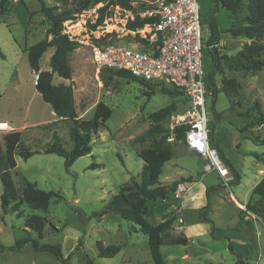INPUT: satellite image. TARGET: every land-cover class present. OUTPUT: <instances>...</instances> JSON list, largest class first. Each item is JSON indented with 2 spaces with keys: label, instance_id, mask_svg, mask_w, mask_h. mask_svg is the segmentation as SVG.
Segmentation results:
<instances>
[{
  "label": "rangeland",
  "instance_id": "rangeland-1",
  "mask_svg": "<svg viewBox=\"0 0 264 264\" xmlns=\"http://www.w3.org/2000/svg\"><path fill=\"white\" fill-rule=\"evenodd\" d=\"M66 1V6H71L73 0ZM44 2L48 6H59V10L64 8L61 0ZM104 3L99 2L76 14L75 20L63 23V31L81 45L69 55L71 77L66 79L54 74L52 82L72 87L78 118H91L99 101L112 109L106 125L91 139V152L77 158L69 169H66L63 157L44 153L43 150L53 141L54 133L60 138L62 147L70 150L71 122L61 120L41 95L35 92L37 90L27 56L18 46L31 45L45 37L49 24L40 12L39 1L7 0L6 11L0 14V118H8L10 124L17 127L11 131H0V150H11L12 142L22 141L30 150L37 151L26 160L15 156L18 164L12 172L18 192L25 178L36 182L42 190H54L62 195V198H52L47 210L33 209L23 204L21 217L14 213L3 214L0 206V247L11 246L19 239L30 238L37 240L39 245H58L62 258H56L49 251L35 250L30 241L19 250L5 249L1 252L0 264H85L86 256L93 264H153L147 235L135 231L132 222L107 210L106 205L131 176L139 179L144 162L138 153L153 146L155 141L165 135L172 157L164 163L160 183L171 189L174 181L187 182L180 179L190 177L192 182H198L189 191L194 194L192 199L196 198L198 201L202 197L208 203L207 209H203L204 206L198 211L191 208L182 215L183 196L176 202L172 191L166 199L148 201L145 218L150 224L173 219L171 226L162 232L164 243L161 252L165 263L264 264V220L251 211H245L246 203L238 198L233 201L239 210L226 203L230 190L238 191L243 197L264 174V162L250 154L256 152L264 159V122L251 124L258 117L257 110L254 109L256 106L264 118V67L256 72L233 69L229 67V59H222L221 72L213 73V48L206 45V51H203L205 78L212 73L211 77L218 91L214 106L213 96L206 101L209 141L218 153H223L225 158L221 159L222 162L227 160L235 168L230 169L225 183L215 170H203L204 159L188 148L185 139L174 137L172 131L175 126L180 125L176 123L177 115L187 105L184 96L178 94L175 87L169 83L146 84L140 80L111 76L109 71L103 69L96 71L91 58L92 45L119 42L134 47L135 42H138V35L127 29L126 23L131 15L134 16L146 7L145 0H132L135 12L110 5L104 11L103 22L92 29L91 25L99 16L98 9ZM199 3L203 40L209 35L208 22L211 18L216 20L220 29L240 25L248 4L247 0H241L237 12L226 16L220 11L228 10L215 0H199ZM111 32L116 35L99 39ZM245 39L223 33L215 49L220 54L232 56L245 43ZM260 41L264 43V36ZM52 52L53 48L50 47L42 55L40 65L43 70L49 68L48 60ZM262 58L264 59V53ZM14 64L19 77L13 84L9 78L16 71ZM102 74L108 78L107 85L101 79ZM223 78H234L238 83V92L231 99L221 90ZM211 87L214 88L212 84ZM164 89L174 92L173 97L166 94ZM166 107L170 108L169 112L155 122L152 114ZM37 122L44 125L33 127ZM23 125L32 128L23 129ZM92 163L100 166L91 168L89 165ZM9 164L10 161H7L5 165L11 168ZM258 168L262 170L258 171ZM205 188H209V200L204 192ZM1 192L0 181V194ZM249 200L253 202L255 197H250ZM32 214L47 218L42 237L23 225L24 218ZM197 215L200 220L201 217H211V221L224 230L215 226L211 234V223L201 220L202 232L195 236V241L188 240L176 227L183 222L184 217L188 221L194 220ZM239 217L253 220V224L246 229L257 231L255 240L251 233L244 232L245 227ZM79 239L81 245L78 246ZM178 239H185V244H176ZM244 239L247 240L246 245H243ZM99 240L105 245H120L121 250L111 258H100L97 256L96 246ZM233 250L250 256H238Z\"/></svg>",
  "mask_w": 264,
  "mask_h": 264
},
{
  "label": "trees",
  "instance_id": "trees-1",
  "mask_svg": "<svg viewBox=\"0 0 264 264\" xmlns=\"http://www.w3.org/2000/svg\"><path fill=\"white\" fill-rule=\"evenodd\" d=\"M38 1L40 4V12L45 16V20L49 24V27L46 29L45 37L43 39L24 47L23 51L26 52L30 68L38 75L35 88L40 93L43 101L51 106L54 113L60 117L61 120H69L71 122L69 127V133L72 140L71 149L66 150L62 147L60 138L54 133L53 141L43 150L44 153H54L63 157L65 167L66 169H69L77 158L91 152V139L93 136L97 135L100 128L106 125L107 120L112 115V109L103 101H99L95 106L91 118H78L74 106L72 87L63 83L54 84L52 82L53 75L51 76V73L57 74L66 79L71 77L72 70L69 65V55L81 45L78 41L71 39L68 33L63 31V23L67 20H75L76 14L81 13L83 10L88 9L99 2L105 3L99 7V16L97 17L96 22L91 25L92 29H95L97 25H100L103 22L104 11L110 5L119 6L133 12H135V8L132 5V0H73L71 6L68 7L66 6L67 1L61 0L64 8L60 10L59 6H48L45 4L44 0ZM6 2L7 0H0V14L6 11ZM215 2L220 4L221 7L227 9L231 14H235L240 8L241 0H215ZM247 2V12L241 18L243 22L242 24L226 29H220L214 18H211L208 22L209 35L206 38L204 50L206 51V45L213 48V55L211 56L213 73L221 72L220 62L222 59H229V67L233 69L256 72L262 70L264 67V59L262 58L264 53V43L260 41L264 36V0H247ZM153 20L154 19L152 18H141L135 13L133 20L128 19L126 27L127 29L135 30L138 27L144 26L148 22H153ZM223 33H229L233 37L244 36L251 41L243 43L241 48L232 56L220 54L216 51L215 47L219 44L221 34ZM111 35H116V33H107L99 39L101 40L106 36ZM50 47L53 48V52L48 61L50 70H41V57ZM103 70L109 71L111 76L116 75L132 81L140 80L146 84L153 83L137 78L124 69ZM211 76H213L212 73L206 78V84L209 89H212V105L214 106L218 91L215 89V83ZM101 79L104 85L108 84V78L105 75L102 74ZM221 83V90L225 92L229 99L233 97L234 93L238 92V83L234 78H223ZM211 84L214 88L211 87ZM164 92L170 95V97H173L172 93L174 92H170L167 89H164ZM178 94L183 95L180 90H178ZM255 108L258 117L256 116L251 124L264 122L261 110L257 106L254 107V109ZM169 109V107H166L155 111L152 114V119L155 122L160 121L169 112ZM186 129L187 125L175 126L172 133L176 139L182 140L185 138ZM166 139L167 137L165 135L158 141H155L153 146L145 148L138 153V156L144 162L139 179H135L131 176L127 182L120 186L118 192L110 198L106 205L107 210L132 222L134 228H136L135 231H140L147 235L149 253L153 264H166L161 252V246L164 243L162 232L171 226L173 219L170 218L157 224H150L145 218L147 203L148 201L168 198L169 192L174 191L179 183V181H174L171 185V189H168V187L162 185L159 181L162 166L172 157V150ZM15 148L17 154L25 160L37 152L30 150L23 142H18ZM219 154L223 160L225 158L223 153L220 151ZM250 154L264 162V159L258 153L252 152ZM7 161H10L9 165L12 167L13 161L10 150H0V181L2 184L0 206L3 214L14 213L17 217H21V206L23 204H27L33 209L47 210L52 198H62V195L59 192L54 190H42L38 187L36 182H31L25 178L23 179L22 188L20 192H18L14 185L11 170L8 169L7 166L6 168H2ZM224 162L229 167V170H235L229 161L224 160ZM99 166L100 165L97 163L89 165L91 168H97ZM180 180L187 182L193 181L190 177H182ZM218 186L219 185H217V187ZM208 191L209 188L206 189L207 199ZM250 197H255V200L253 202H251V200L246 202L245 211H251L264 220V176L261 177L252 188ZM207 208L208 203L203 209ZM201 220L211 223V234H213V229L215 228L213 222L207 217H201ZM46 222V217L32 214L24 218L23 225L25 228L35 231L39 237H42ZM30 241L35 250L49 251L56 258H62L58 245H39L37 240H32L30 238L19 239L11 246H1L0 253L5 249L12 251L19 250L26 242ZM175 243L185 244V239H178ZM79 245H81V239L78 241V246ZM96 246L98 250L97 256L100 258H111L121 250L120 245H105L100 240L96 242ZM229 248L231 249L230 245ZM85 264H93V261L86 256Z\"/></svg>",
  "mask_w": 264,
  "mask_h": 264
},
{
  "label": "built area",
  "instance_id": "built-area-1",
  "mask_svg": "<svg viewBox=\"0 0 264 264\" xmlns=\"http://www.w3.org/2000/svg\"><path fill=\"white\" fill-rule=\"evenodd\" d=\"M141 18L154 19L132 30L138 35L134 47L125 43L91 47L92 63L101 69H124L133 76L150 82L169 83L183 93L186 107L176 123L187 125L185 143L204 159L203 170H215L225 183L229 167L222 162L209 141L207 98L212 89L206 84L202 56L206 39H202L199 0H145ZM135 17L131 15L130 19ZM38 75H35L34 82ZM7 121L0 120V131H9ZM187 182L178 183L172 197L178 201L187 191Z\"/></svg>",
  "mask_w": 264,
  "mask_h": 264
},
{
  "label": "crops",
  "instance_id": "crops-1",
  "mask_svg": "<svg viewBox=\"0 0 264 264\" xmlns=\"http://www.w3.org/2000/svg\"><path fill=\"white\" fill-rule=\"evenodd\" d=\"M220 12H222V14H227L226 16H229L228 14H231L230 12H228V11H220ZM227 12V13H226ZM225 16V15H224ZM238 37H244V36H238ZM246 38V37H245ZM251 40L250 39H248V38H246L245 39V41L244 42H250ZM18 46H19V48H20V50L24 53V54H26V52H24L23 51V48L24 47H26V46H29V45H23V46H20V44H18ZM240 49V48H239ZM238 49V50H239ZM237 52V51H236ZM51 56V55H50ZM49 56V57H50ZM49 61V60H48ZM13 68L14 69H16V71H15V73H13L12 74V76H11V78H9V80H10V82H12L13 84L14 83H16L17 82V78L19 77V72H18V70H17V67L15 66V64L13 65ZM40 69L41 70H43L42 68H41V65H40ZM47 70H50V68H48ZM31 73L33 74V84L35 85V82H34V78H35V75L37 74L36 72H34L32 69H31ZM16 74V75H15ZM53 76H54V74H53ZM52 76V77H53ZM37 94H39L40 95V93L38 92V91H35ZM42 98V97H41ZM0 120H3V121H7L9 124H10V120L8 119V118H0ZM42 125H44V124H39V122H37V123H34L33 124V127H40V126H42ZM10 126H11V130H14L15 128H17V127H15V126H13L12 124H10ZM25 126V127H24ZM22 128L23 129H27V128H32L31 126H26V125H23L22 126ZM11 130H9V131H11ZM19 142H22V141H19ZM18 143V142H17ZM17 143H15V142H12V149L10 150V152H11V154H12V161H13V166L11 167V168H8V169H10L11 170V173L13 174V170L15 169V167H16V165L18 164V160H17V158L15 157L16 155H18L17 154V152H16V144ZM4 151V150H3ZM5 151H8V150H5ZM199 155V154H198ZM19 156V155H18ZM200 156V155H199ZM20 157V156H19ZM201 157V156H200ZM201 159H202V157H201ZM203 160V159H202ZM257 165V164H256ZM6 166L7 165H4L3 167H5L6 168ZM164 166V165H163ZM163 166H162V168H163ZM1 169V168H0ZM262 169L261 168H258V171H261ZM218 175V174H217ZM264 175V174H263ZM263 175L262 176H260L255 182H254V184L251 186V188L249 189V191H248V193H246V194H244L243 195V197H241L242 195L238 192V191H235V190H230V197H228L227 198V200H226V203H230V204H232L237 210H239L238 208H237V206H236V204H235V202L233 201V199L234 200H236V198H238L240 201H242L243 203H246L248 200H249V198H250V191L252 190V188L255 186V184L261 179V177H263ZM188 184H189V186H188V189H187V191L185 192V194L183 195V197L181 198V205H182V215H183V213L186 211V210H188V209H191V208H194V210H196V211H198V209H200L201 207H203V206H205L206 204H207V200H204V198H200V200H198V201H196V198H194V199H192V196L194 195V194H190V190L191 189H194L195 188V185L198 183L197 181H194V182H191V183H189V182H187ZM204 192L206 193V188H205V190H204ZM2 193V192H1ZM200 195H202V194H200ZM193 201H196V202H193ZM212 210H213V208H212ZM184 217V216H183ZM240 219H241V221H242V223H243V225H244V227H245V230H244V232L245 233H251L252 234V236L254 237V240H255V238L258 236L257 235V231H255V230H247L246 229V227H248V226H250V225H252L253 224V220L252 219H243L242 217H239ZM209 219L210 220H212L211 219V217H209ZM189 221V222H188ZM187 221V219L184 217V219H183V222L182 223H178L176 220H175V222H177L178 223V225H177V227L176 228H179L180 229V231L186 236V238L188 239V240H191L192 239V241H195V236L198 234V233H201L202 232V229L201 228H203L202 227V223L200 222L201 220L198 218V215L196 216V218L194 219V220H188ZM213 221V220H212ZM213 224H214V227L215 226H217L214 222H213ZM238 224H240V223H238ZM207 227H208V223H207V226H205V228H206V230H207ZM219 229H222V230H224L222 227H220V226H217ZM0 229H1V227H0ZM228 230V229H227ZM250 234V235H251ZM256 234V235H255ZM252 236H251V238H252ZM194 239V240H193ZM164 240V239H163ZM257 241H259V238L257 239ZM247 244V240L246 239H244V241H243V245H246ZM229 245H230V243H229ZM233 251H236V253L238 254V256H240V255H242L241 253H240V251H237V250H233ZM253 253H255L254 252V250H253ZM244 255H247V256H250L249 254H244ZM244 255H242V256H244Z\"/></svg>",
  "mask_w": 264,
  "mask_h": 264
},
{
  "label": "water",
  "instance_id": "water-1",
  "mask_svg": "<svg viewBox=\"0 0 264 264\" xmlns=\"http://www.w3.org/2000/svg\"><path fill=\"white\" fill-rule=\"evenodd\" d=\"M53 75V73H51V76Z\"/></svg>",
  "mask_w": 264,
  "mask_h": 264
}]
</instances>
